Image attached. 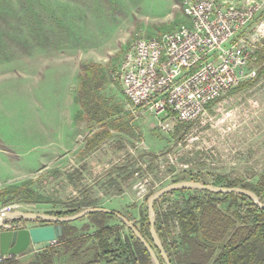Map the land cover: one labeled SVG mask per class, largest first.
Listing matches in <instances>:
<instances>
[{"label": "rangeland", "instance_id": "374dc122", "mask_svg": "<svg viewBox=\"0 0 264 264\" xmlns=\"http://www.w3.org/2000/svg\"><path fill=\"white\" fill-rule=\"evenodd\" d=\"M263 19L264 10L254 24ZM187 23L181 0H0V193L19 188L0 196V212L14 206L47 215L86 204L139 226L148 192L178 176L192 173L211 185L209 174L251 184L264 175V75L168 131L158 125L164 115L130 111L119 81L124 54L139 38H158ZM83 65L98 67L104 80L91 86L84 106L76 101L83 96ZM96 131L98 144L85 150ZM117 166L126 169L112 171ZM195 191L168 197L159 213L182 206ZM37 196L44 202H34ZM111 223L121 225L117 218ZM45 224L22 220L18 228ZM89 244L82 248L90 250ZM44 245L19 257L28 262Z\"/></svg>", "mask_w": 264, "mask_h": 264}, {"label": "trees", "instance_id": "16d2710c", "mask_svg": "<svg viewBox=\"0 0 264 264\" xmlns=\"http://www.w3.org/2000/svg\"><path fill=\"white\" fill-rule=\"evenodd\" d=\"M251 65L258 66L255 77L258 80L264 75V50L256 52V58ZM97 69L95 65H83L81 68L78 90H82L83 96L76 97V101L79 104L81 102L83 106L84 102H91V86H99L104 81L101 77L103 75L96 74ZM252 84L253 81L241 84V90ZM100 135L101 132L96 131L87 137L85 150H92L98 144ZM123 169L126 167L117 166L112 171ZM208 176L211 178V185L249 190L264 204V175L253 184L246 183L241 177L229 178L222 174ZM185 180L206 183L200 176L192 173L176 177L173 183ZM9 189L0 193V196L19 193V188ZM189 190L170 192L154 203L155 231L170 264H264V209L258 208L250 198L241 194L195 191L188 195L182 206L168 209L169 211L163 214L159 213L158 204L176 193H189ZM26 194L25 197H30L29 192ZM152 194L153 192H148L146 202ZM23 200L29 203L30 199ZM34 202L44 200L37 196ZM88 207L95 208L92 205L81 204L76 208L47 215L67 217ZM115 218L108 213H92L78 222L61 223L59 225L62 227L63 235L54 245L45 244L28 262L22 261V257L14 256L4 260L2 264H153L143 244L122 221L119 220L121 225L111 223ZM79 222L83 224L78 226ZM174 222L177 225L173 227ZM138 225L133 224L155 251L160 264H165L149 233L147 205L139 213ZM90 226L94 231L89 234L87 232ZM125 228L128 229L127 233L123 232ZM88 242L90 250L86 251L82 247ZM90 253L92 255L88 256Z\"/></svg>", "mask_w": 264, "mask_h": 264}, {"label": "built area", "instance_id": "2783aa9c", "mask_svg": "<svg viewBox=\"0 0 264 264\" xmlns=\"http://www.w3.org/2000/svg\"><path fill=\"white\" fill-rule=\"evenodd\" d=\"M181 8L187 24L158 38L137 39L120 65L119 81L130 111L164 115L158 124L162 131L173 122L202 117L210 103L253 80L257 70L251 63L264 50V40L255 41L264 19L254 24L264 0H181ZM13 207L1 213L13 212ZM19 222L0 228L17 229ZM11 257L0 256V264Z\"/></svg>", "mask_w": 264, "mask_h": 264}, {"label": "water", "instance_id": "95a60500", "mask_svg": "<svg viewBox=\"0 0 264 264\" xmlns=\"http://www.w3.org/2000/svg\"><path fill=\"white\" fill-rule=\"evenodd\" d=\"M181 189H190V190H199L207 191L209 193L215 194H241L252 200V202L260 209H264V204L261 203L258 197L251 191L241 189V188H224L217 187L213 185L201 184L194 181H181L177 183L169 184L157 192L153 193L147 199V214L149 222V233L153 241L154 246L159 251L161 258L165 264H170V261L163 249L161 241L155 231V211L154 203L158 201L162 196ZM92 213H108L114 215L133 233V235L143 244L147 250L151 261L153 264H160L155 251L152 247L146 242V240L141 236L137 229L131 224L125 217L119 213L101 209V208H92L83 210L75 215L67 217H55L52 215H40L33 213H23L20 211H13L8 213L0 212V225L7 222H17V221H43L48 223L45 226L32 227V228H22L14 231H0V256L9 255V256H20L22 255L30 246L45 244L52 241L58 240L62 237V227L61 223L75 222L83 217H86Z\"/></svg>", "mask_w": 264, "mask_h": 264}, {"label": "bare ground", "instance_id": "6f19581e", "mask_svg": "<svg viewBox=\"0 0 264 264\" xmlns=\"http://www.w3.org/2000/svg\"><path fill=\"white\" fill-rule=\"evenodd\" d=\"M264 36V26H259V32L255 33V41H260Z\"/></svg>", "mask_w": 264, "mask_h": 264}, {"label": "flooded vegetation", "instance_id": "af4514ba", "mask_svg": "<svg viewBox=\"0 0 264 264\" xmlns=\"http://www.w3.org/2000/svg\"><path fill=\"white\" fill-rule=\"evenodd\" d=\"M21 222H19L18 224H20ZM18 229H21V228H17V229H12L11 231H14V230H18ZM0 231H5V230H2L1 228H0ZM9 231V230H8Z\"/></svg>", "mask_w": 264, "mask_h": 264}, {"label": "crops", "instance_id": "0c3cea01", "mask_svg": "<svg viewBox=\"0 0 264 264\" xmlns=\"http://www.w3.org/2000/svg\"><path fill=\"white\" fill-rule=\"evenodd\" d=\"M76 111H79V107H78V109ZM85 117L88 118L89 116H85Z\"/></svg>", "mask_w": 264, "mask_h": 264}, {"label": "clouds", "instance_id": "9594fccd", "mask_svg": "<svg viewBox=\"0 0 264 264\" xmlns=\"http://www.w3.org/2000/svg\"><path fill=\"white\" fill-rule=\"evenodd\" d=\"M21 221H22V220H21ZM21 221H20V222H21ZM17 222H18V221H17ZM9 231H11V230H9ZM56 241H57V240H56ZM45 244H47V243H45Z\"/></svg>", "mask_w": 264, "mask_h": 264}]
</instances>
